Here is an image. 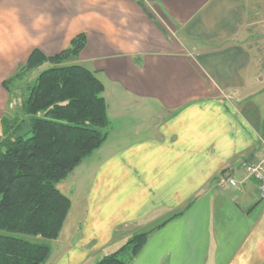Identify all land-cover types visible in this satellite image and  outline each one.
I'll return each mask as SVG.
<instances>
[{
  "label": "crops",
  "instance_id": "obj_1",
  "mask_svg": "<svg viewBox=\"0 0 264 264\" xmlns=\"http://www.w3.org/2000/svg\"><path fill=\"white\" fill-rule=\"evenodd\" d=\"M262 6L0 0V141L27 129L12 106L26 73L11 79L33 50L85 35L72 64L105 88L109 135L60 181L70 209L43 264H96L151 229L128 264H264V200L246 170L264 157Z\"/></svg>",
  "mask_w": 264,
  "mask_h": 264
},
{
  "label": "trees",
  "instance_id": "obj_2",
  "mask_svg": "<svg viewBox=\"0 0 264 264\" xmlns=\"http://www.w3.org/2000/svg\"><path fill=\"white\" fill-rule=\"evenodd\" d=\"M85 40V35H78L68 49L54 56L33 50L11 79L50 64L28 87L22 106L27 119L14 124L19 128L27 124V129L20 134L9 130L0 141V264H43L48 259L50 245L28 237L59 235L71 201L57 183L109 135L103 83L82 65L62 63L78 56ZM151 231L135 235L96 264H128Z\"/></svg>",
  "mask_w": 264,
  "mask_h": 264
},
{
  "label": "rangeland",
  "instance_id": "obj_3",
  "mask_svg": "<svg viewBox=\"0 0 264 264\" xmlns=\"http://www.w3.org/2000/svg\"><path fill=\"white\" fill-rule=\"evenodd\" d=\"M263 8H264V6H262ZM261 25V24H260ZM262 48H264V44L262 45ZM79 56H80V54L78 55V56H75V57H71V58H69V59H66V60H64V61H62V63H64V64H72L73 62H75V61H79L80 60V58H79ZM262 58L264 59V56H262ZM39 69H41V67L39 68ZM39 69H36V70H34V71H31V72H29L28 74L26 73V75H25V79H24V81L22 82V83H20V84H24L25 82H26V86H25V88H24V90L23 91H21L22 93L21 94H17V93H15V99L12 101V106H13V109L15 110H18L19 109V107L20 106H23L24 105V102H25V99L27 98V95H28V93H29V90H28V87L32 84L31 82L32 81H35L36 79H37V77H38V75L42 72V71H39ZM263 73H264V70H263ZM21 82V81H20ZM19 83V82H18ZM31 83V84H30ZM20 84L19 85H17V86H20ZM103 95H104V92H103ZM110 121V120H109ZM110 124V123H109ZM27 125V124H26ZM25 125V126H26ZM148 127V126H147ZM149 128V127H148ZM141 131H143L144 129H140ZM57 188L60 190V189H62L63 191H66V183H64V182H59L58 184H57ZM29 239H32L33 241H39V242H44L46 239L45 238H43V237H41V236H38V237H34V236H32V237H28Z\"/></svg>",
  "mask_w": 264,
  "mask_h": 264
},
{
  "label": "built area",
  "instance_id": "obj_4",
  "mask_svg": "<svg viewBox=\"0 0 264 264\" xmlns=\"http://www.w3.org/2000/svg\"><path fill=\"white\" fill-rule=\"evenodd\" d=\"M246 170L251 176H253L257 180L258 198L260 200H264V157L259 162L246 164ZM236 184V180L231 177H221L219 181V185L221 187Z\"/></svg>",
  "mask_w": 264,
  "mask_h": 264
}]
</instances>
